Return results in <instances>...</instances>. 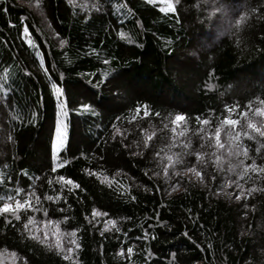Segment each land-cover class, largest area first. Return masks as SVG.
<instances>
[{
    "label": "trees",
    "instance_id": "obj_1",
    "mask_svg": "<svg viewBox=\"0 0 264 264\" xmlns=\"http://www.w3.org/2000/svg\"><path fill=\"white\" fill-rule=\"evenodd\" d=\"M172 2L174 12L148 0H0V84L9 89L0 91V203L19 187L18 198L35 209L22 210L20 220L0 213V257L11 253L13 264H264V173L237 180L238 160L264 165V137L243 138L249 159L207 147L228 115L225 104L239 105L232 118L245 130L239 111L249 102L252 111L264 107V0H216L224 14L212 12L214 0ZM59 102L65 140L53 157ZM179 113L186 119L174 125ZM227 131L222 126L226 146ZM177 155L184 163L166 175L163 165ZM230 163L237 168L228 171ZM193 164L203 179L184 171ZM61 175L81 188L61 187ZM93 208L107 215L94 216ZM57 226L59 250L51 235ZM73 229L75 237L67 236ZM72 238L80 248L64 260Z\"/></svg>",
    "mask_w": 264,
    "mask_h": 264
},
{
    "label": "snow or ice",
    "instance_id": "obj_2",
    "mask_svg": "<svg viewBox=\"0 0 264 264\" xmlns=\"http://www.w3.org/2000/svg\"><path fill=\"white\" fill-rule=\"evenodd\" d=\"M72 0H69V3H71ZM149 3H152V0H148ZM161 3L165 4L166 7H161L159 8L160 12H174L176 11V9L174 8L173 2L172 0H160ZM216 0H214L213 3V8H212V12H220L221 14L225 13L227 10L225 8H223L220 4V7H216ZM252 11H255V9H253ZM212 13L210 12L209 15H211ZM246 16L245 13H241V18L237 19L235 21L236 25H240L241 24V20L244 19ZM85 19H87V17H85ZM24 32L27 33L28 32V28L26 27L24 29ZM62 43V42H61ZM5 72L8 71L7 68L4 69ZM107 75V74H105ZM101 83H104L105 81L103 79H101L100 81ZM52 90H53V94L57 97V98H62L64 95V89H62L61 86H59L57 83L53 82L51 84ZM0 91L3 92H8L9 89L6 87V85L0 84ZM260 104L264 105V100H260ZM58 107L63 108V105H59ZM78 108H82L85 110H88L90 108V105L87 103H82L80 105L77 106ZM141 107L145 108V112L144 115H148V111H147V105H137L136 106V110L137 112H139V110L141 109ZM225 110L228 112V115L224 116L223 119L217 123L216 128H215V133H209L208 135L211 137L214 135V146L213 145H207V147H211L213 153L216 152L217 149H225L227 156L225 158L228 157H233V156H240L241 154L244 156L245 159H249L248 156V149L247 147H245L243 145V138H248V139H255V135L254 134H258L259 137H264V107H256L254 109V111H252L251 108V102H249V104L246 106L247 110H240L238 113L239 117H243L246 121V130L244 128V126L241 124V121L237 118H232L233 117V113L235 112V110L237 108H239L238 104H233V105H228L225 104L224 105ZM249 113H251V117H259L260 121L259 123H257L253 118H251L249 116ZM95 114V113H93ZM155 115H159L158 113H156ZM31 116L33 118L36 117V113L32 112ZM186 119L185 114L183 113H179L175 116V118L173 119L172 123L175 125L178 122H182ZM197 120H200L201 124L203 125H210V121L208 119H203L201 120L200 117H197ZM34 122V121H33ZM241 124V128L239 130H237V125ZM222 126H228V131H227V136H228V140L229 143L227 144V146L225 145V143H222L221 141V130H222ZM56 134L59 137V140L56 138H53L52 140V144H51V148H52V156L55 157L56 156V152H57V148L58 145L60 143V141H62L64 139V132L62 131L61 128V122L59 120L56 121ZM203 139V137H202ZM232 141H239L240 143H237L235 145H233ZM144 146L147 148L148 147V141L147 139L144 142ZM202 147H204L202 145ZM185 148H187V145L185 144ZM257 151H260V148H257ZM133 155H135V153H133ZM155 155H159V153H155ZM203 152L202 151H197L195 153L196 156V160L199 163H202L204 165H207V159H202L203 157ZM215 159L216 161H220L221 160V156L220 155H215ZM67 163V162H65ZM184 160L181 156L177 155L176 159L173 160L172 156L168 157V163L163 165L165 174L167 175L170 168H174L176 165L179 164H183ZM237 164L240 166V171L239 174L237 176V180L243 178L244 176H246L250 171L251 172H257V173H264V165H259L256 163L255 159H252V163L250 164H245L244 160H238ZM237 164H229V168L228 171H233L237 168ZM60 165L58 163H54L53 165V169L52 171L55 172L57 170V168H59ZM86 171H89L86 169ZM184 171H187L188 173H194L195 176L197 178L203 179L201 171L198 170L197 165L193 164L191 167H187L184 169ZM92 174V173H90ZM155 174V173H154ZM174 175L176 174L175 172L173 173ZM182 175V173H181ZM58 181L61 182V187H66V186H71L68 188L69 191H72L73 189H80L81 186L72 178L70 177H65V176H58ZM238 188L240 187L239 184L236 185ZM31 187V186H30ZM225 187H227V185H225ZM83 190V189H81ZM251 191V190H249ZM23 192V189L16 187L15 188V197L12 195H8L5 199L4 203H0V213L3 214H10L11 216L15 217L16 220H20L21 219V211H28V210H33L35 211V209L33 208L32 204L30 203V200L28 198L25 199H19L18 197H20L21 193ZM35 195V191H33L31 194H27L25 193V196H29ZM230 195V193H229ZM57 199H60V194L57 193L56 195ZM237 200H240V195H237L235 197ZM44 199L46 200H53L52 196H48L45 195ZM133 199H135V197H133ZM13 200H15V203H13ZM37 200L39 201V198L37 197ZM245 207H247V205H245ZM45 214L47 213V210L45 209ZM92 214L94 216H100V215H107L106 213H101L98 212L97 209L93 208L92 209ZM64 220H67L68 217H64ZM87 219V217H86ZM33 222V217L29 216L28 220L25 222V227H27V225L29 223ZM42 223L47 224V225H53V224H58V222L53 221L52 219H47L45 221H43ZM108 224H114L115 222L112 221L111 219H109L107 221ZM117 231H119V229H117ZM75 232L76 230L73 229L71 233H68L67 236H71V237H75ZM48 232L45 231L44 233V237L45 239L48 238ZM53 238L56 239V248L59 250L62 247V239H61V229L59 228V226L56 227V230L51 234ZM67 236L65 237V239H67ZM37 239H39V237H35ZM80 248V244L76 241V239L72 238L70 240H68V244L64 245V250L66 252V255H64L63 259L64 260H72L74 258V250L79 249ZM133 251L132 247H128L127 252L129 254H131ZM123 250H121V252H119L118 254H122Z\"/></svg>",
    "mask_w": 264,
    "mask_h": 264
},
{
    "label": "rangeland",
    "instance_id": "obj_3",
    "mask_svg": "<svg viewBox=\"0 0 264 264\" xmlns=\"http://www.w3.org/2000/svg\"><path fill=\"white\" fill-rule=\"evenodd\" d=\"M152 2H156L160 8L166 7V5L161 3L160 0H152ZM59 105H62V103L59 102L57 105V120L61 122V128H62V131L64 132V139L60 141L57 150L60 147H62L64 140H65V124H64V118H63V110L61 107H58ZM54 138L59 140V137L56 134V130H55ZM13 259H14V256L11 255V253L10 254L6 253L3 255V257L2 256L0 257V264H13V261H14Z\"/></svg>",
    "mask_w": 264,
    "mask_h": 264
}]
</instances>
